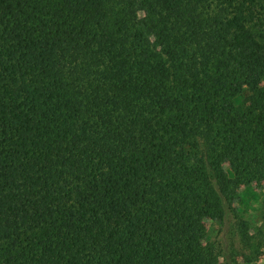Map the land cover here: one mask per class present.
Returning a JSON list of instances; mask_svg holds the SVG:
<instances>
[{"label": "trees", "instance_id": "16d2710c", "mask_svg": "<svg viewBox=\"0 0 264 264\" xmlns=\"http://www.w3.org/2000/svg\"><path fill=\"white\" fill-rule=\"evenodd\" d=\"M261 182L264 0H0V264H223Z\"/></svg>", "mask_w": 264, "mask_h": 264}, {"label": "rangeland", "instance_id": "374dc122", "mask_svg": "<svg viewBox=\"0 0 264 264\" xmlns=\"http://www.w3.org/2000/svg\"><path fill=\"white\" fill-rule=\"evenodd\" d=\"M206 235L223 264H264V182L225 200L223 222H207Z\"/></svg>", "mask_w": 264, "mask_h": 264}]
</instances>
